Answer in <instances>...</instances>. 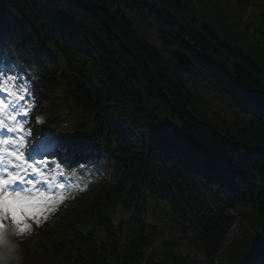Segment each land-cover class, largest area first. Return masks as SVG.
<instances>
[{"label": "trees", "instance_id": "trees-1", "mask_svg": "<svg viewBox=\"0 0 264 264\" xmlns=\"http://www.w3.org/2000/svg\"><path fill=\"white\" fill-rule=\"evenodd\" d=\"M64 6L86 34L81 54L96 64L87 100L119 149L94 141L108 189L62 209L40 232L60 239L54 247L27 240L25 264H264V0H68ZM172 48L191 59L189 69L171 58ZM232 86L240 92L232 95ZM199 88L219 92L234 109L229 121ZM152 105L180 121L175 135L152 130ZM148 195L156 204L154 226L139 218L122 231L110 225L107 216L119 206L139 205ZM191 201L208 220L196 238L200 254L187 252L169 225L188 223L179 204ZM89 219L100 234L78 235L75 243L64 238Z\"/></svg>", "mask_w": 264, "mask_h": 264}, {"label": "snow or ice", "instance_id": "snow-or-ice-1", "mask_svg": "<svg viewBox=\"0 0 264 264\" xmlns=\"http://www.w3.org/2000/svg\"><path fill=\"white\" fill-rule=\"evenodd\" d=\"M22 72L7 62L0 66V264L15 250V238L30 235L68 198L59 183L65 179L62 166L72 162L67 148L51 134L28 143L36 101ZM56 153L59 162L47 159ZM88 163H78L70 175L83 174Z\"/></svg>", "mask_w": 264, "mask_h": 264}, {"label": "rangeland", "instance_id": "rangeland-1", "mask_svg": "<svg viewBox=\"0 0 264 264\" xmlns=\"http://www.w3.org/2000/svg\"><path fill=\"white\" fill-rule=\"evenodd\" d=\"M45 98H47V97H45ZM203 98H204V100L213 108V109H215V110H219V106H218V104H216L209 96H207V95H205L204 93H203ZM43 102H44V97H41V98H39V100H38V102H37V106L38 107H40L42 104H43ZM157 113H159V111H156ZM159 115H160V118H161V121L159 122V124H160V128L162 127V124H165V121L164 120H162L163 119V117H165V115L163 114V113H159ZM45 116V115H44ZM39 117H41V118H43V115L42 116H39ZM173 120H171V124H174V122H172ZM114 222H117L118 221V219H114L113 220Z\"/></svg>", "mask_w": 264, "mask_h": 264}, {"label": "clouds", "instance_id": "clouds-1", "mask_svg": "<svg viewBox=\"0 0 264 264\" xmlns=\"http://www.w3.org/2000/svg\"><path fill=\"white\" fill-rule=\"evenodd\" d=\"M18 248L19 245L15 244V250L7 255V257L3 261V264H19L22 256L19 254Z\"/></svg>", "mask_w": 264, "mask_h": 264}, {"label": "water", "instance_id": "water-1", "mask_svg": "<svg viewBox=\"0 0 264 264\" xmlns=\"http://www.w3.org/2000/svg\"><path fill=\"white\" fill-rule=\"evenodd\" d=\"M174 57H176L180 64H189V61L184 57V55L178 51H174Z\"/></svg>", "mask_w": 264, "mask_h": 264}]
</instances>
